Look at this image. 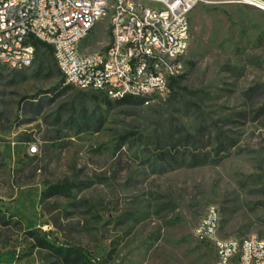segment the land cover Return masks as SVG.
<instances>
[{
    "label": "rangeland",
    "instance_id": "374dc122",
    "mask_svg": "<svg viewBox=\"0 0 264 264\" xmlns=\"http://www.w3.org/2000/svg\"><path fill=\"white\" fill-rule=\"evenodd\" d=\"M190 22L183 78L149 105L67 84L54 60L0 65V264H213L193 234L212 204L219 235H264V11L200 3ZM68 245L84 257L64 260Z\"/></svg>",
    "mask_w": 264,
    "mask_h": 264
},
{
    "label": "built area",
    "instance_id": "2783aa9c",
    "mask_svg": "<svg viewBox=\"0 0 264 264\" xmlns=\"http://www.w3.org/2000/svg\"><path fill=\"white\" fill-rule=\"evenodd\" d=\"M217 2L264 11V0H0V65L31 66L35 39L52 47L65 83L149 105L164 98L171 80L186 69L192 10ZM98 27L105 42L89 50ZM219 228L213 204L193 227L212 246L213 264H264V235L221 236Z\"/></svg>",
    "mask_w": 264,
    "mask_h": 264
},
{
    "label": "trees",
    "instance_id": "16d2710c",
    "mask_svg": "<svg viewBox=\"0 0 264 264\" xmlns=\"http://www.w3.org/2000/svg\"><path fill=\"white\" fill-rule=\"evenodd\" d=\"M33 42L36 45V53H35L36 58L34 59V62L32 65H34L36 63L37 70L44 71V70L48 69V67H50L49 66L50 63L52 64V62L54 60L52 47L48 44H45V43L38 41V40H35V39L33 40ZM54 63H55V61H54ZM27 67H29V66H27ZM58 71H59V69H58ZM182 78H183V76L179 75V76H177L171 80L170 90L172 93L174 92L175 88L179 85ZM93 91H97L99 93H102L101 91H98V90H93ZM104 96H106V95L104 94ZM116 101L117 102H126L127 104H138V105L144 104L142 100H140L138 98L130 97V96H126V97H123L121 99H117ZM71 188H72V184L67 179H63V180H60L58 182H53V183H46L45 188L42 189L40 192L39 203L41 204L42 201L47 200L51 197L66 194L71 190ZM42 210L45 211V208L43 206H42ZM0 212H1V208H0ZM5 213L8 215L9 218H15L16 225H18L19 229H21V230L23 229L22 228V222H21L22 220L18 217L17 214L10 213L7 210H5ZM51 222L54 225H57L56 220H54L53 218L51 219ZM7 223L8 222H6V221L4 222V224H7ZM40 231L41 230L39 228L34 227V228L22 230V233L25 236H28L29 239L36 241L37 245H39L41 247H47L48 242H46V240H43L40 237V235H39ZM0 246H3V243H0ZM55 249L58 250V255L63 256L64 260H67L70 257H74V258L84 257L83 256V249L80 246L68 245V246H65L63 248L60 247V248H55Z\"/></svg>",
    "mask_w": 264,
    "mask_h": 264
},
{
    "label": "crops",
    "instance_id": "0c3cea01",
    "mask_svg": "<svg viewBox=\"0 0 264 264\" xmlns=\"http://www.w3.org/2000/svg\"><path fill=\"white\" fill-rule=\"evenodd\" d=\"M0 261H10L8 257H6V254L4 252H0Z\"/></svg>",
    "mask_w": 264,
    "mask_h": 264
}]
</instances>
